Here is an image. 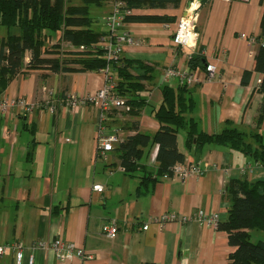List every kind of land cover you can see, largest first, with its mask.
<instances>
[{
    "label": "crops",
    "instance_id": "0c3cea01",
    "mask_svg": "<svg viewBox=\"0 0 264 264\" xmlns=\"http://www.w3.org/2000/svg\"><path fill=\"white\" fill-rule=\"evenodd\" d=\"M190 1L153 10L176 15L173 22H126L124 26L127 38L121 57L153 68L142 92L146 104L137 118L138 130L147 134L157 130L152 109L161 102V88L179 85L177 78L165 80V68L184 67L201 48L206 63L214 64L216 72L207 79L204 67L192 69L200 81L188 86L194 105L186 117L206 133L229 125L246 133L263 131L264 116L259 125L256 122L264 100L258 89L261 73L254 69V55L263 40L259 36L261 0H197L199 39L194 51L172 43L177 19ZM105 2L107 8L99 12V31H106L104 17L112 0L90 5L102 7ZM6 33L0 25V37ZM104 83L100 71L52 73L24 68L0 93L32 104L28 113L0 114V243L20 242L22 264H226L234 250L227 233L199 216L217 212L219 221H224L229 207L224 193L227 180L242 176L264 180V165L236 149L188 145L185 130H179L178 149L200 164L202 174L143 180L125 173L111 153L106 161L97 155V105L68 104L70 95L82 99ZM113 118L118 123L107 118V129L127 126L125 122L132 119L124 114ZM122 130L125 135L134 133L131 128ZM156 151L154 145L144 158L152 171L156 170ZM96 184L103 189L95 190ZM164 212L177 217L159 226L155 219ZM110 219L118 224L115 237L101 230ZM144 224H148L146 230H142ZM55 238L74 243L92 257L58 260L52 251L36 245ZM0 264H15V254L0 255Z\"/></svg>",
    "mask_w": 264,
    "mask_h": 264
},
{
    "label": "trees",
    "instance_id": "16d2710c",
    "mask_svg": "<svg viewBox=\"0 0 264 264\" xmlns=\"http://www.w3.org/2000/svg\"><path fill=\"white\" fill-rule=\"evenodd\" d=\"M121 1L123 10L130 11L124 15L125 22H173L176 15L153 10L168 6L176 8L180 3V0ZM95 2L98 0H82L79 4L72 0H0V25L7 29L0 37V93L24 68L58 73L100 71L105 67L107 60L98 42L107 31L93 27L95 18L90 15V5ZM261 3L259 36L264 40V0ZM26 54L28 61H25ZM188 63L191 69L205 68L201 48L191 54ZM110 64L114 91L125 97V105L129 108L108 109L102 124L110 125L107 118L118 123V119L113 118L116 115L132 118L125 122L127 126L123 124L117 128H131L134 133L127 134L111 151V158H115L125 173L139 175L143 180L170 173V168L185 158L177 146L179 130H185L188 145L194 142L198 148L210 144L236 149L264 165V130L246 133L229 125L217 133L198 131L197 122L186 117L194 100L189 95V87L184 84L161 88V102L152 109L157 130L153 134L139 131L137 118L146 104L142 92L146 89L145 81L152 77L153 68L142 61L124 57ZM254 69L261 73L258 89L264 94V43L255 52ZM263 116L264 100L258 109V125ZM154 145L157 146L156 170L152 171L147 168L144 158ZM224 193L229 207L226 219L219 221L217 228L227 233L228 243L234 247L226 264H264V239L252 240L253 231L264 232V180H249L247 176L230 178L225 183Z\"/></svg>",
    "mask_w": 264,
    "mask_h": 264
},
{
    "label": "built area",
    "instance_id": "2783aa9c",
    "mask_svg": "<svg viewBox=\"0 0 264 264\" xmlns=\"http://www.w3.org/2000/svg\"><path fill=\"white\" fill-rule=\"evenodd\" d=\"M111 11L105 15L104 23L107 33L104 34L98 45L104 51V56L107 60L105 67L100 72L105 77L104 85L98 89L94 94L88 95L82 99L76 98L73 95L68 97V104L75 105L77 103H94L100 110V119L97 128L96 141H97V155L103 160H108L110 153L116 143L123 140L126 136L124 131L120 128L107 129L103 124V113L112 108H125L129 107L125 105V97L118 96L114 91V83L110 76L111 61L117 60L122 54V42L126 40L127 33L124 30L126 22L124 21L125 13H129L128 10H123V2L121 0H112ZM197 8L198 1L191 0L185 13L181 15L176 22V29L172 36V43L181 47H185L189 50H196L199 39V32L196 29L197 22ZM242 36H245L242 34ZM264 40L261 41L263 45ZM190 59V56H189ZM188 59V61H189ZM205 77L210 79L216 72V67L212 63H206L205 65ZM164 78L167 81L177 78L179 84L191 86L200 81V76L194 72L187 63L184 67L181 66H167L164 71ZM54 92H52L53 94ZM12 110H18L19 112H31L32 104L27 102L22 97L7 98L0 95V114L7 116ZM122 168V167H121ZM124 170V168H122ZM203 168L199 163L190 159L184 158L182 162L174 164L170 168V173H163L161 177L169 178L171 176H177L180 178H187L191 175L202 174ZM93 188L97 191L103 189L102 185L96 184ZM176 215L172 213H161L155 220L159 226L167 221L176 219ZM199 219L217 227L219 222V213L213 212L207 216H199ZM148 224L142 226V230H146ZM102 232L108 237H115L117 235L118 224L115 219H110L103 223ZM38 247L52 251L58 260H69L75 256L82 259L91 258L92 255L85 252L83 248L77 247L74 243L66 242L61 238H55L52 240H40L36 244ZM8 252L15 254V264H22L23 258V246L20 242L0 243V255ZM33 258L30 257L29 262L32 263Z\"/></svg>",
    "mask_w": 264,
    "mask_h": 264
},
{
    "label": "rangeland",
    "instance_id": "374dc122",
    "mask_svg": "<svg viewBox=\"0 0 264 264\" xmlns=\"http://www.w3.org/2000/svg\"><path fill=\"white\" fill-rule=\"evenodd\" d=\"M74 1H77V2H81L82 0H74ZM113 2V1H112ZM73 3H76V2H73ZM105 4V6L104 5H102V7H100L101 5H92L91 7H90V15H93L94 16V18H95V23L93 24V27L95 28V29H101V27H102V20H101V14L99 13V12H102L103 10H104V8H107V3L105 2L104 3ZM111 11V10H110ZM109 11V12H110ZM96 12H98V14H96L95 15V13ZM108 12V13H109ZM107 13V14H108ZM1 27H3L4 29H6V27L5 26H1ZM11 30L12 31H18V29L17 28H11ZM257 233H260L261 234V236L259 235L258 236V234ZM263 235V236H262ZM258 236V237H257ZM258 239H264V232H262V231H253V236H252V240H254V241H256V240H258Z\"/></svg>",
    "mask_w": 264,
    "mask_h": 264
}]
</instances>
